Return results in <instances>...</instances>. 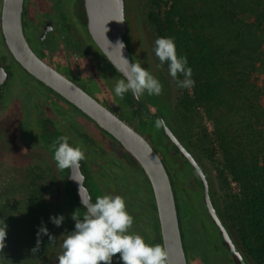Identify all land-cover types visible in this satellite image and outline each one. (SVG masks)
<instances>
[{"label": "flooded vegetation", "instance_id": "obj_1", "mask_svg": "<svg viewBox=\"0 0 264 264\" xmlns=\"http://www.w3.org/2000/svg\"><path fill=\"white\" fill-rule=\"evenodd\" d=\"M21 23L29 48L41 61L139 132L167 165L174 166L177 178L191 176L184 188L192 192L190 187H195L194 191L200 193L195 206L211 223L197 171L165 134L163 125L185 148L182 126L169 104L164 81L160 75H154L153 65L150 63V71L163 86L161 95L145 92L137 101L129 91L123 98L117 97L115 84L124 77L89 37L83 0H25ZM14 64L27 76L24 83L19 81V84L16 80ZM13 83L18 84V91L11 90L15 87ZM157 118L164 121L159 128L155 126ZM0 125L5 127L14 153L43 161L52 179L56 200L54 213L64 216L59 226L64 233L75 228L73 213L78 211L83 215L82 198L87 200L91 197L95 202L98 195L112 194L125 198L127 210L134 218L129 231L140 234L149 244L159 243L150 194L145 186L147 179L135 159L85 112L21 66L3 44L1 31ZM62 135L70 137V144H82L85 148L86 159L81 161L78 169L61 170L53 159L52 144ZM201 171L209 195V182L204 170ZM175 191L177 198L185 202L187 209L184 210L191 217L187 200L177 183ZM211 227L215 238L210 240L206 236L205 252L197 243L188 240L191 259L195 264H239L219 230ZM237 247L245 264H253L239 244ZM200 255L205 257L203 261L199 259Z\"/></svg>", "mask_w": 264, "mask_h": 264}, {"label": "trees", "instance_id": "obj_2", "mask_svg": "<svg viewBox=\"0 0 264 264\" xmlns=\"http://www.w3.org/2000/svg\"><path fill=\"white\" fill-rule=\"evenodd\" d=\"M148 4L147 22L155 37H174L178 54L186 55L193 69L194 86L181 88L177 107H173L177 121L184 128L185 120L193 119L198 108L202 110L213 125L210 136L205 135L207 155L226 187L236 184L235 192L225 194L222 210L209 185L212 206L235 246L239 244L253 264H264V82L256 76L264 71V0H148ZM162 66L170 75L168 62ZM184 146L203 169L185 137ZM165 165L175 188L174 166ZM177 201L184 239H191L205 252L206 235L200 221L187 215L183 200ZM49 206L37 199L28 206L25 217L30 219L25 224L37 240L33 225L43 224L49 233L54 226ZM16 227L15 236L25 233L20 223ZM235 229L238 240L232 233ZM39 240L41 250L34 253L31 264H46L42 253L51 241L48 235ZM185 240L187 251L191 244ZM7 259L4 253L0 255V263Z\"/></svg>", "mask_w": 264, "mask_h": 264}, {"label": "water", "instance_id": "obj_3", "mask_svg": "<svg viewBox=\"0 0 264 264\" xmlns=\"http://www.w3.org/2000/svg\"><path fill=\"white\" fill-rule=\"evenodd\" d=\"M23 4L24 0H1L0 31L3 44L21 66L85 112L135 159L147 179V190L149 189L152 195L160 244L169 253V264H188L179 204L172 175L167 170L164 160L133 127L116 117L75 84L62 77L31 51L22 29L21 13ZM83 5L87 17L86 24L89 37L106 57L118 67H125L122 56L131 63L123 38L125 31V0H83ZM120 20L124 22H118ZM118 42L124 44L123 49L117 45ZM163 128L166 136L172 140L186 161L197 171L203 184V199L212 226L219 230L222 240L229 247L231 254L239 260V264H245L232 237L217 216L209 200L208 185L203 172L191 154L176 140L169 129L165 125H163ZM117 255L119 253L115 256Z\"/></svg>", "mask_w": 264, "mask_h": 264}, {"label": "rangeland", "instance_id": "obj_4", "mask_svg": "<svg viewBox=\"0 0 264 264\" xmlns=\"http://www.w3.org/2000/svg\"><path fill=\"white\" fill-rule=\"evenodd\" d=\"M25 5H27V1ZM125 6V31L123 38L128 49L130 61L133 63H141V67L149 71L150 63L153 65L154 75H157L159 72L160 79L164 81L163 84L167 87L170 106L176 108L178 100L181 97V88L177 86L176 80L167 74L166 69L163 68L158 57L155 55V40L157 38L147 22L146 15L149 10L148 0H125ZM14 69L16 70L15 75L18 83L19 81L23 83L27 81V76L16 64H14ZM263 72H256L260 83L264 82ZM12 86H15L11 89L12 91H18V84L13 83ZM212 128V121L198 108L193 119L185 120L182 132L185 135L186 143L190 144L192 148L194 147L193 150L197 158L201 161L200 163L202 164L209 185L212 187L213 197L218 204V208L222 210L226 199L225 194L228 191L235 192L236 184L230 182L229 186L227 185L226 187L223 178L221 176L219 177L217 169L207 155L206 147L208 146V138L205 135L210 136ZM204 129L206 132L203 131ZM173 174L175 173L173 172ZM180 175L186 177L182 173ZM175 177L178 188H181L184 193L191 214L200 221L202 230L208 239L215 238L211 230L212 225L210 221L206 217H203L197 209V206H195L200 193L194 191L195 187H190L192 192L184 188L188 185V180L191 176H187L186 179ZM140 181L142 184L141 179ZM52 186V179L43 161L32 158L30 155L24 156L14 153L9 137L6 135L5 127L0 125V227L3 226V221L7 226L5 246L0 250V255L2 254L3 256L4 253L6 258L9 256V259L0 264H13L10 259L16 261L15 264H31V259H34L32 249L37 246V239L35 235L28 231L29 225H26L25 222L27 221L29 223L28 220L30 218H26L25 215L28 211V206L37 199L38 201L48 203L50 205L49 212L51 216H55L53 207L56 204V200ZM145 186L147 189V181H145ZM148 192L150 193L149 189ZM226 221L229 224L227 219ZM16 222L20 223V226L25 230V233L22 232L20 237L14 235V232L18 230ZM32 227L35 230L40 228L38 225H33ZM236 232V229L232 231L233 236L238 240ZM50 234L55 240L54 242H49V247L42 254L47 257L46 264H58V257L63 251L62 242L65 238L64 234L67 233H64L59 227L54 225ZM185 242L188 241L185 240ZM40 247L41 245L38 251L41 250ZM186 255L188 264H195V261L191 259L189 253ZM204 258L201 255L199 257L202 261ZM112 264H123V261L120 259V254L113 257Z\"/></svg>", "mask_w": 264, "mask_h": 264}, {"label": "clouds", "instance_id": "obj_5", "mask_svg": "<svg viewBox=\"0 0 264 264\" xmlns=\"http://www.w3.org/2000/svg\"><path fill=\"white\" fill-rule=\"evenodd\" d=\"M117 45L124 48L121 42ZM155 55L161 65L168 62L169 74L176 80L178 87L187 89L194 86L193 69L188 66L187 56L178 54L174 37H158L155 40ZM122 59L125 67L115 65L124 77L115 84L117 97L123 98L130 91L139 101L145 92L148 95L162 94L161 82L148 69L141 67L139 62L130 63L123 56ZM181 75L183 79L178 78ZM163 123L161 118H157L155 126L159 128ZM69 141V136L62 135L52 144L53 159L61 170L78 169L81 161L86 159L84 146L72 145ZM82 205L85 209L83 215L78 211L72 215L75 220L74 230L64 234L63 251L58 257V264H112L117 253L120 254L123 264H169V253L162 244H149L140 234L129 231L134 218L127 210L123 196L98 195L95 202L91 197L87 200L82 198ZM50 220L59 227L64 216H51ZM6 227L3 221V226L0 227V250L5 246ZM41 235H48L51 242L55 240L42 224L37 232V246L32 249L33 253L39 249Z\"/></svg>", "mask_w": 264, "mask_h": 264}]
</instances>
